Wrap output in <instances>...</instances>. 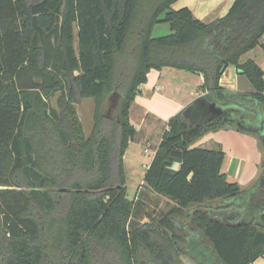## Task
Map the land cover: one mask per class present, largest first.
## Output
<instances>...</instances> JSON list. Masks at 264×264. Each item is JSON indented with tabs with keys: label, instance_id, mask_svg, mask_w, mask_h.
I'll return each mask as SVG.
<instances>
[{
	"label": "trees",
	"instance_id": "trees-1",
	"mask_svg": "<svg viewBox=\"0 0 264 264\" xmlns=\"http://www.w3.org/2000/svg\"><path fill=\"white\" fill-rule=\"evenodd\" d=\"M176 1L0 0V264H183L181 255L252 264L264 256V199L257 210L234 208L244 190L222 171L221 145L193 147L219 128L251 131L235 118L172 116L140 187L172 207L158 225L134 219L124 156L137 134L130 109L153 69L202 74L200 96L264 112V70L241 59L264 50V0H234L210 22L172 8ZM162 23L170 32L153 36ZM229 66L253 91L221 85ZM118 97L110 118L107 101ZM84 98L95 100L89 136L76 108Z\"/></svg>",
	"mask_w": 264,
	"mask_h": 264
},
{
	"label": "crops",
	"instance_id": "crops-1",
	"mask_svg": "<svg viewBox=\"0 0 264 264\" xmlns=\"http://www.w3.org/2000/svg\"><path fill=\"white\" fill-rule=\"evenodd\" d=\"M233 1L177 0L172 5V8L189 7L195 17L202 21L210 22L225 15ZM253 50L244 54L243 56H247V54L249 56L247 58L242 56V61L249 58L256 61V58L250 56ZM256 62L264 70V66L259 61ZM229 71L230 67L226 69L220 80L223 87L241 92L253 91L248 79L238 74L236 68L234 79L225 80V76ZM188 73L169 66L153 69L148 74V81L139 87L140 91L130 109V117H132L133 108H136L141 113V123L136 124L131 121L136 128L137 134L135 139L130 142L128 149L131 145L139 146L141 159L148 156L146 163H144L146 169L152 162L163 134L168 128L169 118L168 120L164 119L168 116H163L165 109L160 107L159 103L162 100L168 102L174 109L172 113L177 114L200 96L198 89L204 82V76L194 73L187 75ZM183 92L189 93L188 96L184 95L182 97ZM236 116L237 118L235 119L244 121L243 123L251 131L238 130L233 126L219 128L207 132L193 144V147L214 149L221 145L225 152L222 171L226 174L228 181L238 183L244 190L241 197L233 200L232 205L237 209L248 210L249 207H257L258 201L264 199V148L262 147V143H264V112L239 110ZM163 123L165 127L161 128L160 125ZM143 130L145 135L141 136L140 132ZM157 137L156 147H148V151L144 152L142 147H147ZM252 264H264V256Z\"/></svg>",
	"mask_w": 264,
	"mask_h": 264
},
{
	"label": "rangeland",
	"instance_id": "rangeland-1",
	"mask_svg": "<svg viewBox=\"0 0 264 264\" xmlns=\"http://www.w3.org/2000/svg\"><path fill=\"white\" fill-rule=\"evenodd\" d=\"M78 31V28L76 27V33ZM135 31L132 30L133 33ZM170 32V27L168 24L162 23L155 26L153 30V36H161L168 34ZM135 33V32H134ZM131 37V36H130ZM131 41L134 40V37L132 36ZM262 42H264V36L261 39ZM76 46H77V40H76ZM247 56H243L247 58ZM250 56L256 58V61H259L264 66V50L260 48V46L254 48V50L251 52ZM230 71L227 72L225 76L226 79L233 80L235 77V67L229 66ZM128 70H132V68L128 67ZM128 73V72H127ZM181 73V72H180ZM182 75V74H181ZM187 75H190L189 73ZM229 77V78H228ZM189 90V89H188ZM199 90V89H198ZM200 95L202 91H200ZM189 93H182V97L184 95L188 96ZM58 94L55 95V97L52 98V104L56 105ZM113 103V101H112ZM111 101L108 99L107 101V111H109V117L112 118L115 116L116 108L119 103V97L116 99V102L112 104ZM113 105V106H111ZM160 107H164L163 116H168L164 118L165 120L170 119L175 114L173 112V107L170 106V104L166 101H161L159 103ZM76 108L78 111V116L81 120L84 132L86 136H89L92 132L93 125H94V109H95V100L92 98H84L79 104H76ZM130 120L135 122L136 124L141 123V113L136 108H133L132 111V117H130ZM149 122V121H148ZM161 128L165 127V124L163 123L160 125ZM144 129V128H143ZM141 133V136L145 135L144 130ZM158 136V135H157ZM158 141V137L156 140H153V142L147 147L144 148V152L148 151V147L155 148L156 143ZM262 147L264 148V143H262ZM148 159V156L144 159H141V151L139 149V146H133L131 145L130 148L127 151V154L125 156V170H126V186H127V197L130 200H134L137 202L136 208L134 211V219L141 222V223H153L154 225H158L159 221L166 215V213L171 209L172 203H170L165 196L157 194L153 191L147 190L145 188L140 189L141 185L143 184L144 177L146 174V167L144 163H146ZM259 209V207H256L255 210ZM163 229V228H162ZM181 260L183 264H196L194 261H192L189 257L181 255Z\"/></svg>",
	"mask_w": 264,
	"mask_h": 264
},
{
	"label": "water",
	"instance_id": "water-1",
	"mask_svg": "<svg viewBox=\"0 0 264 264\" xmlns=\"http://www.w3.org/2000/svg\"><path fill=\"white\" fill-rule=\"evenodd\" d=\"M238 109L236 107L223 108L215 102H211L204 95L197 97L183 111V116L188 119L191 124H199L205 120H213L217 118H237ZM244 122V121H243Z\"/></svg>",
	"mask_w": 264,
	"mask_h": 264
},
{
	"label": "flooded vegetation",
	"instance_id": "flooded-vegetation-1",
	"mask_svg": "<svg viewBox=\"0 0 264 264\" xmlns=\"http://www.w3.org/2000/svg\"><path fill=\"white\" fill-rule=\"evenodd\" d=\"M115 102H116V99L113 100V103L112 104H114ZM111 106H113V105H111Z\"/></svg>",
	"mask_w": 264,
	"mask_h": 264
}]
</instances>
